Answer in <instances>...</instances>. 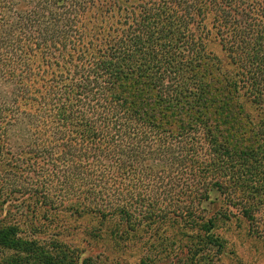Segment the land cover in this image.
<instances>
[{"label": "trees", "instance_id": "16d2710c", "mask_svg": "<svg viewBox=\"0 0 264 264\" xmlns=\"http://www.w3.org/2000/svg\"><path fill=\"white\" fill-rule=\"evenodd\" d=\"M126 1L0 0L3 264H84L83 216L141 261L264 236V0Z\"/></svg>", "mask_w": 264, "mask_h": 264}, {"label": "rangeland", "instance_id": "374dc122", "mask_svg": "<svg viewBox=\"0 0 264 264\" xmlns=\"http://www.w3.org/2000/svg\"><path fill=\"white\" fill-rule=\"evenodd\" d=\"M138 1L140 2V0H127L125 3L126 6H129L136 4ZM210 48H213L215 52L219 50L214 42L210 43ZM212 205L209 204L208 207L213 209ZM55 219L58 224L64 221L69 226L71 225L70 222L74 220L61 214L56 215ZM76 222L74 226L78 228L75 227L66 232L62 230V239L69 246H75L77 250L84 254L85 258L93 255L92 259H87L84 264H188L187 261L182 259L175 261L176 257L161 258L154 262L150 260L141 261L139 256L150 252V250H147L149 249L148 246L139 242L131 241L116 246L114 240L107 239L110 234L116 235L117 233L119 235L118 221L115 218L105 222L101 230L98 229L99 227H93L94 220L90 216L77 218ZM219 222L220 227L217 232L225 240L223 252L219 256H213L211 260L204 264H264V236L257 237L254 230L249 229L246 222L235 216H232L228 221L220 220ZM111 224L114 227H109ZM99 233L104 235H100L101 237L98 239L97 235ZM0 264H3L1 256ZM76 264H79V261Z\"/></svg>", "mask_w": 264, "mask_h": 264}]
</instances>
